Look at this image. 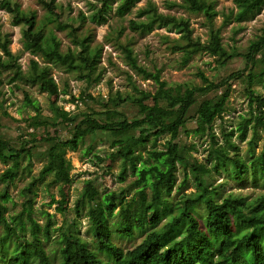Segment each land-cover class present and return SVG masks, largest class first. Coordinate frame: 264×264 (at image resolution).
<instances>
[{"label": "trees", "instance_id": "trees-1", "mask_svg": "<svg viewBox=\"0 0 264 264\" xmlns=\"http://www.w3.org/2000/svg\"><path fill=\"white\" fill-rule=\"evenodd\" d=\"M137 1L139 0H96L92 4L91 14L86 16L81 13L76 17L79 18L78 24L75 23L76 19H62L61 13L57 11L56 0H38L46 9L44 17L39 19L34 11L26 12L19 3L12 0H0V7L11 13L14 24L22 25V45L25 51L41 53L43 57L82 72L86 80H90V76L98 68L103 47L100 43L92 45L93 36L90 31L80 33L78 26L86 20L98 24L105 23L114 4L115 12L124 15ZM232 2L236 10L231 14L236 21L253 18L264 7V0ZM183 5L193 11H203L209 21H212L216 14L212 0H184ZM136 17L129 19L128 23L134 30L150 31L157 26L182 33L184 41H177L174 48L183 52V63L199 51L217 56L221 65L226 64L234 55L226 50L219 37H211L207 43L193 39L186 18L162 13L152 1L139 7ZM55 28L67 30L74 47L61 50ZM9 43V37L0 33V68L10 70L13 79L31 78L30 74L24 76L20 68V56L13 53ZM122 48L128 63L135 69H140L132 48L128 45H123ZM263 48L264 33L251 40L247 52L244 53L245 68L253 66L246 74V69H243L231 72L219 81H213L201 73L200 85L171 86L165 80L157 78L158 86L153 92L135 86L136 94L128 95V98L137 103L139 101L137 114L132 118L124 116L120 121L103 122L88 114L74 121L70 111L53 101V116L61 121L73 123L71 137H43L45 141L50 142V146L43 153L45 162L38 175L33 176L21 189L24 196L23 209L10 216V220L4 216V201L9 197V193L6 189L0 193V220L7 226L0 238V256L5 257L8 243L13 242L14 251L17 253L14 259H10L11 262L18 263L31 258L36 260L35 264H55L46 252L39 235V231L44 237L51 235L52 215L47 213L44 225L39 224L32 216L35 186L47 174L51 175L54 181H69L72 164L66 156L67 148L76 150L85 142L87 136L107 131L111 149L105 153V157L111 161H120L119 179L124 180L128 172L136 176L137 188L130 197H127L125 190L101 195L94 186L88 184L77 206L89 204V228L92 237L110 259L99 256L96 250L90 248L87 239L67 228L61 232L62 246L57 264H264V193L249 199L230 191L226 197L219 200L217 196L220 187L211 185L206 179L212 171H218L222 167L229 172L230 179L237 182L244 180L247 166L244 158L238 153V146L231 140L234 129L224 133L225 144H219L213 138L209 152L214 160L211 165L196 160L191 162L185 155H180L176 142L181 129L186 125V115L196 101V94L223 88L220 94L202 99L196 110L194 131L211 134L215 120L223 118L231 88L229 80L242 75L246 76L247 91L260 114L256 116L253 126L264 127V95L252 88L255 83L264 84V64H261L258 72L254 68L262 61L257 59V54L262 52ZM34 64L32 82L37 83L41 90L48 91L50 95H58L60 90L54 78L49 75V67L39 65L35 61ZM25 98L37 112L25 119L28 126L52 124L49 118L40 116L36 99L27 93ZM70 100L73 102L76 99L72 96ZM108 100L120 104L126 97L116 92ZM250 120L251 118L242 117L238 122L235 130L240 140H245ZM165 135L168 137L164 147L157 148L156 140ZM35 140L34 136L23 138L18 135L13 140L0 134V160L6 165L0 172V182L12 183L23 171H30L29 166L23 164V160H26L27 156H30V159L33 156L32 142ZM250 150L253 151V147ZM90 151L88 144L85 152ZM94 155L102 159L100 155ZM178 163L189 167L194 176L196 190L191 193L183 192L180 197L170 201L169 209L164 211L159 205V200L169 197L175 188ZM255 163L257 165L258 162H253ZM259 163L263 165L264 159ZM253 173L256 175L254 171ZM147 187L150 188V193L146 191ZM94 201V207H90ZM116 208H119V219L113 224L118 234L131 236L136 230L149 228L141 241L130 249L120 247L111 238L113 228L108 218L114 214ZM27 221L34 225L32 239L24 235Z\"/></svg>", "mask_w": 264, "mask_h": 264}, {"label": "rangeland", "instance_id": "rangeland-1", "mask_svg": "<svg viewBox=\"0 0 264 264\" xmlns=\"http://www.w3.org/2000/svg\"><path fill=\"white\" fill-rule=\"evenodd\" d=\"M12 1L19 3L26 12L34 11L38 19L45 15L46 9L38 0ZM148 1H152L162 13L186 18L189 21L193 39L207 43L211 37H219L226 50L234 55L226 64L221 65L217 56L206 51H199L194 53L186 63H183V52L174 48L177 41H184L182 33L157 26L150 31L142 32L134 30L128 25L129 19L137 18V9L146 5ZM212 1L216 11L212 21L208 20L203 11H193L185 7L184 0H139L124 15L115 12L114 4L105 23L98 24L86 20L81 26H78V31L80 33L90 31L93 36L92 45L100 43L103 47L98 68L90 76V80H86L82 72L69 69L57 61L43 57L41 53L25 51L22 45V25L14 24L11 13L0 7V33L9 37L10 49L20 56V68L24 76L27 77L30 74L33 78L34 61L39 65H47L49 75L54 78L60 90L58 95H50L48 91L41 90L37 83L32 82L31 78L13 79V73L10 70L0 68L2 81L0 84V134L13 140L18 135H22L23 138L31 136L36 138L32 142L33 156L31 159L30 156H27L26 160H23V164H27L30 171L28 169L23 171L12 183L0 182V193L2 194L5 189L9 193V197L4 201L6 205L4 216L7 220L23 209L24 196L21 189L28 184L33 176L38 175L45 162L43 153L50 146V142L45 141L43 137L46 135L58 136L62 139L71 137L73 123L61 121L53 116L51 109L53 101L70 111L74 121L88 114L103 122L120 121L124 116L132 118L137 114L139 101L137 103L132 98H128V95L136 94L135 86L153 92L158 86L157 78L165 80L171 86L177 84L200 85L202 84L201 73L210 80L219 81L231 72L246 69L244 71L246 74L251 67L253 68V66L245 68L244 53L248 50L249 42L264 33V7L253 18L236 21L231 14L236 10L232 0ZM56 2L57 11L61 13L62 19L66 21L76 19L75 23L78 24L79 18L76 17L81 13L86 16L91 14L92 4L96 0H56ZM54 32L60 39L61 50L74 47L67 30L55 28ZM123 45L132 48L133 55L141 66L140 69H135L128 63L122 48ZM257 59H262L254 67L258 72L261 64H264V48L257 54ZM229 83L231 85L230 94L225 103L223 118L215 120L211 134L208 132L200 134L194 131L196 110L202 99L220 94L223 88L196 94V101L187 112L186 125L181 129L176 142L180 155H185L191 162L196 160L211 165L214 160L209 152L213 138L219 144H225L224 133L234 129L231 140L238 146V153L244 158L247 166L244 180L237 182L230 179L229 172L222 167L218 171H212L206 179L211 185L220 187L217 196L219 200L226 197L230 191L240 193L250 199L264 193V164L259 163L264 159V127L253 126L256 116L260 114L256 103L251 101L247 91L246 76L232 78ZM252 88L264 95V84L255 83ZM116 92L123 94L126 100L120 104L109 101L108 98L114 96ZM25 93L36 99L40 107V116L49 118L52 124L37 127L28 126L25 119L37 112L26 101ZM72 96L76 99L73 102L70 100ZM242 117L251 118L245 140H240L238 132L235 130ZM167 137L168 135L161 136L156 140L157 148L164 147ZM88 144L91 147L90 153L85 152ZM251 147H253V151L250 150ZM110 149V136L107 131L91 134L87 136L84 143L80 144L78 149L67 148L66 150V156L72 164L69 181H65V179L54 181L53 177L47 174L35 186L32 216L39 224L44 225L47 213L52 215L51 235L44 237L41 231H39V235L46 252L55 264L60 260L61 232L67 228H70L74 234L87 239L90 248L96 250L99 256L110 259L92 237L89 228L91 223L89 204L84 203L77 206L88 184L94 186L101 195L111 191L117 193L122 190H125L127 197L135 193L136 176L128 172L124 180L119 179L120 161H111L105 157V153ZM94 154L100 155L102 159ZM253 162L258 163L256 165ZM5 166L0 160V172ZM176 176V185L171 195L166 199L159 200V205L164 211L169 209L170 201L180 197L183 192L191 193L196 190L194 176L189 167L178 163ZM146 191L150 193V188L147 187ZM94 205L95 201L92 205L90 204V207H94ZM201 209L204 211L203 206ZM118 211L119 208H116L114 214L108 218L109 224L113 228L111 238L120 247L130 249L141 241L149 228L136 230L131 236L118 234L113 224L119 219ZM6 228L5 223L0 220V238ZM33 230V223L27 221L25 237L32 239ZM7 246L5 257L0 256V264H35L36 260L31 258L18 263L11 262L10 259H14L17 252L14 251L13 242H9Z\"/></svg>", "mask_w": 264, "mask_h": 264}]
</instances>
